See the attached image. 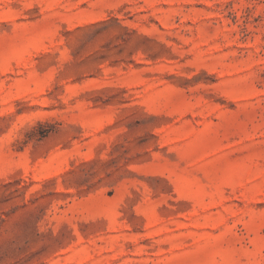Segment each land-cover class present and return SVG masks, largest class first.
<instances>
[{
    "label": "rangeland",
    "instance_id": "1",
    "mask_svg": "<svg viewBox=\"0 0 264 264\" xmlns=\"http://www.w3.org/2000/svg\"><path fill=\"white\" fill-rule=\"evenodd\" d=\"M0 264H264V0H0Z\"/></svg>",
    "mask_w": 264,
    "mask_h": 264
}]
</instances>
